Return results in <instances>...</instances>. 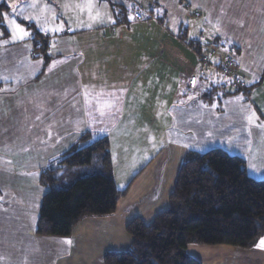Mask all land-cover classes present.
I'll return each instance as SVG.
<instances>
[{"label": "crops", "instance_id": "crops-1", "mask_svg": "<svg viewBox=\"0 0 264 264\" xmlns=\"http://www.w3.org/2000/svg\"><path fill=\"white\" fill-rule=\"evenodd\" d=\"M101 1L114 6L113 23L115 7L137 9L152 22L154 13L166 15L154 10L155 0H144V7L135 0ZM127 32L93 36L86 41L92 50L85 46L67 55L49 56L46 46L37 52V38L28 36L0 45V185L17 180L23 171L17 167L36 168L39 174L89 132L92 140L108 139L114 183L119 190L129 186L114 214L83 219L69 238L36 235L41 204L25 193L14 195L21 202L8 204L9 192L0 189V264H101L105 252L127 250L126 225L136 218L149 224L167 208L189 151L220 149L243 159L249 177L264 180V70L253 82V66L238 65L231 71L235 77L223 84L219 66L223 71L225 59L219 56L204 79L210 88L197 97L189 65L167 67L169 74L164 50L147 48ZM82 70L96 72V81L83 83ZM165 88L171 89L168 96ZM149 101L156 109L145 107ZM27 154L28 164L22 160ZM117 162L127 169L117 174ZM259 242L250 250L190 245L187 252L202 264H264ZM201 250L208 254L205 262L198 257Z\"/></svg>", "mask_w": 264, "mask_h": 264}, {"label": "trees", "instance_id": "trees-1", "mask_svg": "<svg viewBox=\"0 0 264 264\" xmlns=\"http://www.w3.org/2000/svg\"><path fill=\"white\" fill-rule=\"evenodd\" d=\"M132 12L116 7V22L124 24ZM197 42L186 45L200 56ZM49 167L40 173L48 192L39 209L38 236L69 238L83 219L114 214L129 187L119 190L114 183L108 139L92 140L89 132ZM125 232L128 249L105 252L101 264H202L188 254L190 245L253 249L264 239V180L249 177L243 159L220 149L189 151L167 208L149 224L133 219Z\"/></svg>", "mask_w": 264, "mask_h": 264}, {"label": "rangeland", "instance_id": "rangeland-1", "mask_svg": "<svg viewBox=\"0 0 264 264\" xmlns=\"http://www.w3.org/2000/svg\"><path fill=\"white\" fill-rule=\"evenodd\" d=\"M135 1L144 7V0ZM154 3V10L162 9L166 15L163 14L162 17L154 13L155 22H152L150 18L147 20L149 14L142 16V12L136 9L127 16L128 24L121 26L115 21L113 23L114 6L106 1L96 0L95 4V0H0V45L21 43L28 36L37 38L33 48L38 49L41 43L43 47L46 46L49 56L53 53L67 55L84 50L85 46L92 50V46L86 41L93 36L129 31L135 38L145 41L147 48L164 50L163 61L166 68L177 64L189 65L193 70L192 76L197 81V97L210 88L204 79L206 74L212 73L210 70L214 69L220 57L225 59L224 63L221 62L224 65L223 71L219 66L222 76L218 70L215 72L219 73L223 84L235 77L233 73L231 77L226 74L230 66L235 71L238 65L250 63L256 70L253 82L264 70V0H155ZM156 22L165 26L166 30L161 31ZM17 29H22L23 33ZM24 33L27 35L20 39ZM49 38L52 40L49 41ZM193 39L201 45L200 56L186 45ZM37 52H40L39 49ZM166 70L171 74L169 68ZM79 76L83 83L86 80L96 81V72L93 71L82 70ZM260 80L264 83V71ZM262 89L264 88L261 91ZM170 91V88H165L166 96ZM148 106L155 108L156 105L149 101L145 107ZM162 122L166 121L162 119ZM28 157L29 154L22 159L23 163H29ZM57 159L53 160V164ZM123 165L121 162L116 163L117 174L124 171L121 168L125 166ZM49 166L45 168H50ZM17 168L23 169L20 176L15 175L21 182L16 180L0 185L2 191L9 192L8 204L21 202L22 199L16 200L15 197H20L23 193L29 194L31 199L41 204L47 192V188L40 185L42 170L37 174L39 170L36 168ZM192 247L206 249L208 246ZM201 251L204 254L198 257L205 262L208 254Z\"/></svg>", "mask_w": 264, "mask_h": 264}, {"label": "snow or ice", "instance_id": "snow-or-ice-1", "mask_svg": "<svg viewBox=\"0 0 264 264\" xmlns=\"http://www.w3.org/2000/svg\"><path fill=\"white\" fill-rule=\"evenodd\" d=\"M12 7L15 8V5H13ZM17 31L20 32V33H23V30L22 29H17ZM25 35H27V34L26 33L22 34L20 36V39H23ZM65 243L71 244V241H65ZM258 247H260L261 250H264V239H261L260 240Z\"/></svg>", "mask_w": 264, "mask_h": 264}, {"label": "built area", "instance_id": "built-area-1", "mask_svg": "<svg viewBox=\"0 0 264 264\" xmlns=\"http://www.w3.org/2000/svg\"><path fill=\"white\" fill-rule=\"evenodd\" d=\"M231 68H230V70H229V73H226L229 77H231V71H232V66H230Z\"/></svg>", "mask_w": 264, "mask_h": 264}]
</instances>
